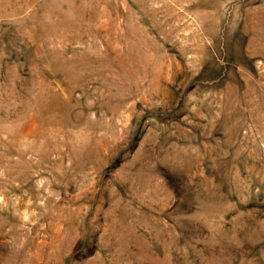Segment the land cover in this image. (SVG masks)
Here are the masks:
<instances>
[{"label":"rangeland","instance_id":"rangeland-1","mask_svg":"<svg viewBox=\"0 0 264 264\" xmlns=\"http://www.w3.org/2000/svg\"><path fill=\"white\" fill-rule=\"evenodd\" d=\"M0 264H264V0H0Z\"/></svg>","mask_w":264,"mask_h":264}]
</instances>
